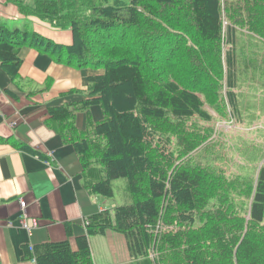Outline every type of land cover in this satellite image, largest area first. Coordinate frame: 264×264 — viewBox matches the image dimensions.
<instances>
[{
    "label": "trees",
    "instance_id": "obj_1",
    "mask_svg": "<svg viewBox=\"0 0 264 264\" xmlns=\"http://www.w3.org/2000/svg\"><path fill=\"white\" fill-rule=\"evenodd\" d=\"M10 1L71 30L73 42L0 23V51L29 47L105 71L89 79L90 99L52 108L48 124L74 144L90 193L112 199L113 182L127 179L132 198L89 218L78 252L51 243L29 259L94 264L89 237L113 231L134 258L153 254L156 264H264V147L232 171L214 125L245 122L244 84L264 91V0ZM260 100L255 109L264 108ZM95 105L101 122L92 119ZM82 112L84 132L76 125Z\"/></svg>",
    "mask_w": 264,
    "mask_h": 264
},
{
    "label": "crops",
    "instance_id": "obj_2",
    "mask_svg": "<svg viewBox=\"0 0 264 264\" xmlns=\"http://www.w3.org/2000/svg\"><path fill=\"white\" fill-rule=\"evenodd\" d=\"M21 1L34 6L37 0ZM0 23L29 27L60 44L73 42L71 30L25 16L10 0H0ZM104 73L59 64L29 47L5 45L0 51V264H37L30 252L51 243L69 242L78 252L89 218L118 207L90 193L74 144L48 124L52 108L90 99L89 79ZM91 114L95 122L104 119L98 105ZM76 125L87 130L86 113L77 115ZM21 199L37 221L32 231L21 227ZM89 242L94 264H156L153 254L134 258L126 237L113 231L90 236Z\"/></svg>",
    "mask_w": 264,
    "mask_h": 264
},
{
    "label": "rangeland",
    "instance_id": "obj_3",
    "mask_svg": "<svg viewBox=\"0 0 264 264\" xmlns=\"http://www.w3.org/2000/svg\"><path fill=\"white\" fill-rule=\"evenodd\" d=\"M129 1L130 0H126V2ZM250 87L251 86L248 84H244L240 90L245 95V97H241V99L246 101V112L244 113L245 122L237 121L236 118L232 119L231 117L218 119L214 122V125L218 127L219 132L222 134V136L218 134L215 138L220 142L222 148L221 152L232 160V171L237 170L234 163H245V158H247L249 154L251 155V152L256 146L264 147V108H254L255 101H261L260 99L264 96V91L262 87H259L260 89H257V91ZM254 113H256V121L251 126H247L246 123L251 120V116ZM214 116L218 118L215 113ZM256 163H254V165H256ZM113 188L114 197L109 199V201H113L118 204V206H124L132 202L128 190L127 179L114 181Z\"/></svg>",
    "mask_w": 264,
    "mask_h": 264
},
{
    "label": "built area",
    "instance_id": "obj_4",
    "mask_svg": "<svg viewBox=\"0 0 264 264\" xmlns=\"http://www.w3.org/2000/svg\"><path fill=\"white\" fill-rule=\"evenodd\" d=\"M20 204H21V208L23 211V217L20 221L21 227L28 230V231H32L35 228H37V226H38L37 221L33 218H30L28 216V214L25 212L26 207H27V202L24 199L20 200ZM8 225L12 226V223H8ZM31 250H33V248H31ZM34 260H36V259H34Z\"/></svg>",
    "mask_w": 264,
    "mask_h": 264
}]
</instances>
